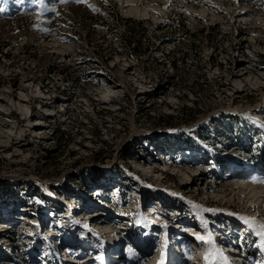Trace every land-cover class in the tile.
<instances>
[{"label":"rangeland","instance_id":"374dc122","mask_svg":"<svg viewBox=\"0 0 264 264\" xmlns=\"http://www.w3.org/2000/svg\"><path fill=\"white\" fill-rule=\"evenodd\" d=\"M125 1L0 0V264H264V2Z\"/></svg>","mask_w":264,"mask_h":264},{"label":"bare ground","instance_id":"6f19581e","mask_svg":"<svg viewBox=\"0 0 264 264\" xmlns=\"http://www.w3.org/2000/svg\"><path fill=\"white\" fill-rule=\"evenodd\" d=\"M202 2H203V0H201ZM201 2V3H202ZM135 2H131L130 0H126L125 1V5H124V2H123V6H124V9L126 10V13H129V14H132V15H135V16H148V15H152L151 13H153L154 12V10L152 9V8H150V7H147V6H145V7H143V8H141V7H139V4L138 5H135L134 4ZM202 4H204V5H207L208 3H206V2H204V3H202ZM200 6H198L197 7V10L199 9H201L202 8V5L201 4H199ZM244 73H246V72H244ZM35 125H38V124H35ZM234 172V173H233ZM231 174L233 175V174H235V173H237V172H235V171H233ZM230 174V173H229ZM194 181V180H193ZM190 184L188 183V182H186V184H184V186H186V187H188ZM231 190L232 189H234V188H230ZM249 207H251V206H249ZM55 215V214H54ZM55 217V216H54ZM193 228V229H192ZM198 229V228H197ZM188 232H190V231H193L194 232V230H195V228L194 227H188ZM199 231V235H201V236H204L206 239L208 238V235H206V231H202V232H200V230H198ZM195 234H196V232H194ZM197 242V241H196ZM199 242V241H198ZM202 243H204V242H202ZM204 246H203V251H204V253H207V251H210V250H212L213 249V245L212 244H208V243H204L203 244ZM202 248V247H201ZM207 250V251H206ZM125 255H129V256H131V253H128V254H125ZM204 256V255H203ZM124 257V256H123ZM71 259V258H70ZM72 260H76V257L75 258H73ZM76 261H78V260H76ZM135 263H137V262H135Z\"/></svg>","mask_w":264,"mask_h":264},{"label":"snow or ice","instance_id":"6c2138e0","mask_svg":"<svg viewBox=\"0 0 264 264\" xmlns=\"http://www.w3.org/2000/svg\"><path fill=\"white\" fill-rule=\"evenodd\" d=\"M17 2L22 3L23 0H17ZM63 2H67V0H63ZM77 2H82V0H77ZM262 2H264V0H262ZM2 11H4V9L0 8V12H2ZM193 207L200 208L199 205H193ZM201 210L205 211V212H215V211H217L216 209H211V208H202ZM230 215H231V213H230ZM240 219L243 220L245 224L251 225L252 218H250V217H240ZM262 227H264V226H262ZM262 234H264V233H262ZM195 239L197 241H201V242L208 243V244H212L213 243V240H212L210 235H209V237L207 239L204 236L196 235ZM217 252L220 253V258L221 259H223V260L227 259L226 257L223 256L222 250L217 249ZM98 259H102V258L98 257ZM205 259L207 260L208 257H206Z\"/></svg>","mask_w":264,"mask_h":264},{"label":"trees","instance_id":"16d2710c","mask_svg":"<svg viewBox=\"0 0 264 264\" xmlns=\"http://www.w3.org/2000/svg\"><path fill=\"white\" fill-rule=\"evenodd\" d=\"M211 38H213V37L211 36ZM189 234H190V236H192L193 238H195V234H193V233H189ZM252 256H254V253H252Z\"/></svg>","mask_w":264,"mask_h":264},{"label":"built area","instance_id":"2783aa9c","mask_svg":"<svg viewBox=\"0 0 264 264\" xmlns=\"http://www.w3.org/2000/svg\"><path fill=\"white\" fill-rule=\"evenodd\" d=\"M65 110V109H64Z\"/></svg>","mask_w":264,"mask_h":264}]
</instances>
